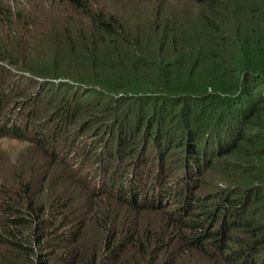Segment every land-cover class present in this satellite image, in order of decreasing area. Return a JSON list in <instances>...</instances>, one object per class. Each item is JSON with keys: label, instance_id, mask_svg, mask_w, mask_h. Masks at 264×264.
<instances>
[{"label": "trees", "instance_id": "trees-1", "mask_svg": "<svg viewBox=\"0 0 264 264\" xmlns=\"http://www.w3.org/2000/svg\"><path fill=\"white\" fill-rule=\"evenodd\" d=\"M3 1L0 134L38 144L110 206L162 210L170 233L209 264H264V0L177 9L155 0L132 23L90 0H60L68 14L55 19L54 42L41 32L33 47L12 32L56 8L28 15ZM25 182L1 192L0 262L57 264L49 257L75 235L74 212L61 192L50 208L62 207L49 213ZM109 214L97 213L100 247L75 240L60 264H162V251L180 263L163 231L130 236V224Z\"/></svg>", "mask_w": 264, "mask_h": 264}, {"label": "rangeland", "instance_id": "rangeland-1", "mask_svg": "<svg viewBox=\"0 0 264 264\" xmlns=\"http://www.w3.org/2000/svg\"><path fill=\"white\" fill-rule=\"evenodd\" d=\"M165 1L169 2L175 9L181 7L179 4L184 2V0ZM3 2L5 5H9L13 9H20L27 12L28 15H32L33 13L34 15H37L39 11L48 7L50 9L56 8L55 11L48 14V20H45L42 25H40V23H31L32 27H24V30L18 26L16 29L17 32H12V34L19 37V40L22 38L21 43H25L24 45L28 46L32 45V47L35 44H38V46L42 45L38 40L41 36V32L45 35L50 34L51 42L53 43L55 39L54 36H52L55 32V27L53 26H57L55 22H59L55 21V19L61 14L63 15L64 12L65 14H68L66 12L67 8L65 9L61 6L60 0H4ZM151 5L156 6L155 0H90V6L93 10L101 11L102 9L106 14H113L119 18H125L130 23L138 20L148 7V9L151 8ZM32 7L35 9H32ZM67 16L69 17V15ZM144 17H146L145 14ZM4 41L6 46L13 42V40L9 38ZM15 41L17 43L16 39ZM9 53L12 54L13 52L9 51ZM13 58L18 60V56H14ZM4 64L7 63L5 62ZM65 93L66 91L62 88L60 90V95ZM14 177H17V180H15ZM20 181H22V183H26L25 181L30 183L32 189H30L29 196L33 195L36 203H48L49 208L54 201V197L61 192H65L63 198L65 200V204H63V207H65V213L68 211L74 212L71 217L74 222L71 225L76 223L79 227H77V229L74 228L76 229L74 230L73 227L69 226L62 231L64 235H68V229H73V232L76 233L75 235L71 234L68 237V243L61 244L63 247L62 249L56 250V252H53L52 255H50V263L60 264L61 257L65 259V257L70 256L72 247L74 246L73 242L75 240L78 242L77 245L81 247H83L84 244L89 248L97 249L100 247L104 240L105 230L100 226L97 213L105 211L107 213H112L115 220L117 217L116 221L125 219L126 226L128 223L132 227L130 236L136 237L138 233L142 234L147 229L157 233L163 231V237H166L169 241L168 252H171L172 250L171 254L175 255V257L178 256L181 264H209L208 260L205 259L203 255L197 253L194 249H186L185 246L177 241L176 234L170 233L171 228L169 230V228L165 226L167 220L165 219L166 217L162 213V210L158 209L156 211H149L143 209L137 211L130 210L124 206L118 207L113 203L110 206V204H108L110 202L109 200L82 192L70 177L65 176V173L61 170V167L58 164L51 161L44 155V153H42L38 144L0 134V207L3 206V202L7 199L5 193L1 194V192L5 189H9V187L20 189L21 186L16 183H20ZM219 186L224 187L222 184ZM57 199L60 204L63 202L62 198L57 197ZM48 207H46V211L48 210L49 213H53L62 206L57 203V208L52 207L53 209H49ZM111 210H114V213L111 212ZM4 215V209H0V231L4 228L1 221ZM109 215L112 219L111 214ZM49 218H51L50 215ZM45 219H48V217ZM168 235L170 236L168 237ZM108 236L111 239L110 235ZM122 238L123 235L121 237V242ZM1 250L2 252L6 251L4 247H1ZM64 250L65 252H63ZM163 253V251L160 252L158 262L168 264L166 260H163ZM166 253L167 252H165V254ZM12 256H14V254ZM82 257L84 256L81 255L77 259ZM63 262H65V260H63ZM0 264L4 263L0 262ZM7 264L9 263L7 262Z\"/></svg>", "mask_w": 264, "mask_h": 264}]
</instances>
